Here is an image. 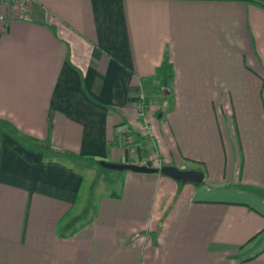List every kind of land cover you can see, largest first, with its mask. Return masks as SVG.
I'll list each match as a JSON object with an SVG mask.
<instances>
[{"label": "crops", "instance_id": "1", "mask_svg": "<svg viewBox=\"0 0 264 264\" xmlns=\"http://www.w3.org/2000/svg\"><path fill=\"white\" fill-rule=\"evenodd\" d=\"M28 8L25 20L4 10L0 122L51 149L0 132V264H264V10L235 0ZM167 66V126L153 129L140 97L158 94ZM177 153L203 164L200 185L131 172L84 226L65 222L85 176L46 155L83 158L69 160L89 172L91 159L160 169Z\"/></svg>", "mask_w": 264, "mask_h": 264}, {"label": "rangeland", "instance_id": "2", "mask_svg": "<svg viewBox=\"0 0 264 264\" xmlns=\"http://www.w3.org/2000/svg\"><path fill=\"white\" fill-rule=\"evenodd\" d=\"M152 82L155 88H157L156 86H159L156 78H154ZM167 88L165 89V87L159 86L158 90L156 91L158 94L151 95L147 114H149L148 121L153 129H159L160 127L164 128L165 126H167V117L165 116V112L170 109L169 103L171 101V98L166 95L168 91H171V88L170 86H168ZM157 108L160 109V111H162L163 113V117L161 119H158L159 115L156 116L155 114V109ZM158 124L160 125L159 127L157 126ZM145 150L149 155L146 157L145 161L150 159V157L155 156L153 147L146 146ZM46 159L61 161L65 165L73 167L76 172L82 173L85 176L84 182L79 192V199L75 203V206L71 210V212H69L68 218L65 221H72L71 227L73 229L81 228V225L84 226L85 223H87L92 218L95 212H97L99 198L112 193H121L124 185L125 175L131 174L130 171H112L96 165H93L94 170L87 172L85 171V169L82 170L80 165H77L75 162H72L69 159L64 160L61 159V157L53 155H46ZM135 160V158H131V163H134ZM175 160L176 161L173 162V164H171V162H169L168 164L174 165L175 168L179 165H182L183 162L179 158L178 153L177 155H175ZM182 166H184V169H186L185 171L200 173L205 172L204 166L200 165V163H184ZM77 217L78 219H76Z\"/></svg>", "mask_w": 264, "mask_h": 264}, {"label": "trees", "instance_id": "3", "mask_svg": "<svg viewBox=\"0 0 264 264\" xmlns=\"http://www.w3.org/2000/svg\"><path fill=\"white\" fill-rule=\"evenodd\" d=\"M235 1L247 2V3L251 4V5H255L256 7H259V8L264 10V0H235ZM161 72H162V83H163L164 87L167 88L169 86V84H170V78H171L169 66L163 67ZM149 101H150V97L149 96L144 97V99L142 101H140V106L142 107L141 112L143 111V109H144V111L148 110ZM143 113L144 112H142V114L140 113V115L143 116ZM2 131L6 132L11 137H13L19 144H21L23 146H26V147H29V148H31L34 151H43V150H50L51 149L47 144H44V143H41V142H37V141L32 140L30 138H27V137H25L23 135H20L18 132L13 130V128H11L9 125H6L3 122H0V132H2ZM120 140L125 142L124 145L128 144V143H126L127 140H123L122 138H120ZM141 140L142 139H140L138 141L141 142ZM65 157L68 158V159L76 158L73 155H69V154H66ZM76 159H78L80 161H83L82 160L83 158H76ZM88 162L91 163V166L96 165V166L101 167L100 166L101 162H97V160L91 159V160H88ZM200 165H203V164L200 163ZM177 184H181V183H177ZM73 208H71V209H73ZM75 231L76 230H73L71 235H73L75 233Z\"/></svg>", "mask_w": 264, "mask_h": 264}, {"label": "water", "instance_id": "4", "mask_svg": "<svg viewBox=\"0 0 264 264\" xmlns=\"http://www.w3.org/2000/svg\"><path fill=\"white\" fill-rule=\"evenodd\" d=\"M100 166L105 169L118 171V172L130 171L138 174L159 173L160 175L168 177L177 183H181V184L190 183L194 186L200 185L201 182L203 181V175L200 172L179 170L172 166H163L160 169H153L145 166L107 164L103 162L100 163Z\"/></svg>", "mask_w": 264, "mask_h": 264}, {"label": "built area", "instance_id": "5", "mask_svg": "<svg viewBox=\"0 0 264 264\" xmlns=\"http://www.w3.org/2000/svg\"><path fill=\"white\" fill-rule=\"evenodd\" d=\"M31 0H0V34L3 33L9 19L4 12L6 9H15L16 10V18L19 20L27 19L29 13V4ZM144 99V96L140 97V101ZM142 107L140 106V109ZM121 145H124V141L119 140ZM127 143V142H126Z\"/></svg>", "mask_w": 264, "mask_h": 264}]
</instances>
